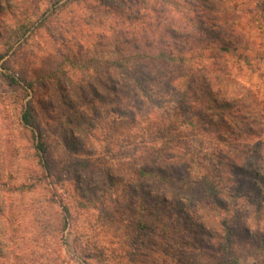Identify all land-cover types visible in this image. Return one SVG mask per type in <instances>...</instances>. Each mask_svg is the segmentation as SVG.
<instances>
[{"label":"rangeland","instance_id":"1","mask_svg":"<svg viewBox=\"0 0 264 264\" xmlns=\"http://www.w3.org/2000/svg\"><path fill=\"white\" fill-rule=\"evenodd\" d=\"M135 48L172 68L224 60L264 104V0H0V264H264V177L235 189L214 155L230 148L181 124L166 76L136 85L138 101L111 90ZM164 158L175 190L135 174Z\"/></svg>","mask_w":264,"mask_h":264},{"label":"trees","instance_id":"2","mask_svg":"<svg viewBox=\"0 0 264 264\" xmlns=\"http://www.w3.org/2000/svg\"><path fill=\"white\" fill-rule=\"evenodd\" d=\"M109 8H112V4L109 5ZM211 27L218 28L214 23ZM236 37L229 31H224L218 52L226 54L234 52L236 47H231V45L235 43V40H238ZM178 38L187 39V35ZM147 41L148 38L145 42ZM135 49L139 53L135 55V58L140 60L135 67L136 71L133 70L130 76V71L120 75L114 70L112 77H108L110 74L106 73L105 76L109 78L108 82L111 86L109 88L115 92L122 89L124 90L123 94L129 91L130 94H133V99L138 101L136 93L133 92L136 85L144 89L145 86H142L143 79L144 81H155L160 76L157 79L159 82L163 79L161 76H166L167 78L162 82L165 90H169V88L171 91L176 88L181 89L177 109V117L181 124L191 128L192 132H203L216 143L230 148L227 151L217 149L214 155L217 161L222 159L228 162L233 179L231 182L236 184L235 189L243 190L244 185L248 183L258 186L264 177V104L256 90L234 78L226 69L224 60L222 64L212 61L208 66L181 65L172 68V65L178 60L171 54L159 52L148 55L138 48ZM2 58L3 56L0 55V60ZM158 64L159 66L156 67ZM109 65L116 66V68L122 66L119 62H109ZM152 74L154 76L150 78ZM10 81L16 83L12 77H10ZM89 93L96 96L92 87H90ZM120 111L121 109L117 111L118 114ZM21 118L25 126L32 129L36 128L29 110L25 109ZM120 118L125 117L120 116ZM85 121L88 122V119ZM37 150L40 154V160L44 164L45 149L43 143H37ZM153 163L151 166L145 165V167L135 169L136 176L147 178L157 190L164 191L167 186L175 190L173 180L167 175L163 167L165 165L170 166V163H167L165 158L158 161L159 165ZM247 174H250V178L246 177ZM208 190L210 194L216 196L218 208L226 210L223 203L218 199L221 191H218L213 184L208 187ZM190 197L188 196L187 199L192 203L193 199ZM158 199V205L167 200L163 195ZM220 224L226 229L224 240L225 248L228 249L230 247V232L228 231L230 226L226 219L221 220ZM135 226L141 231L151 227L146 225L142 219L136 220ZM229 249L225 253H229Z\"/></svg>","mask_w":264,"mask_h":264}]
</instances>
